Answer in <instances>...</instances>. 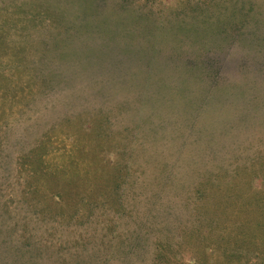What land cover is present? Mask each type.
Wrapping results in <instances>:
<instances>
[{
  "label": "rangeland",
  "instance_id": "1",
  "mask_svg": "<svg viewBox=\"0 0 264 264\" xmlns=\"http://www.w3.org/2000/svg\"><path fill=\"white\" fill-rule=\"evenodd\" d=\"M146 31L158 54L160 40L197 61L162 67L175 99L149 57L129 82L115 69L116 47ZM262 57L264 0H0V264H249L239 237L264 183V102L238 121L209 94L224 78L264 95V79L249 86Z\"/></svg>",
  "mask_w": 264,
  "mask_h": 264
},
{
  "label": "trees",
  "instance_id": "2",
  "mask_svg": "<svg viewBox=\"0 0 264 264\" xmlns=\"http://www.w3.org/2000/svg\"><path fill=\"white\" fill-rule=\"evenodd\" d=\"M127 1V0H126ZM205 5V3H204ZM132 13V14H131ZM141 17L140 14H138L135 9L133 8L130 12V19H136L135 23H140L139 22V18ZM88 18V17H87ZM89 21H91L92 19L88 18ZM152 22V21H151ZM148 21L142 25L138 24V25H134L133 28L140 27H148L147 24ZM92 26H95V24H91ZM169 29V28H166ZM162 30V35L161 38L163 39V33L166 36H170L169 39L173 40V35H172V30ZM170 31V32H169ZM132 33L135 35V32L133 30L130 31L129 30V34ZM112 35V34H111ZM155 39H157L156 34L154 35ZM154 37L153 35H151L150 31H146L145 33L143 32V37L141 38V40L143 41L142 43H139L137 46V48H134L133 50L130 48V45H118L116 47V60H115V69L117 70H122L123 72H125V74L130 75L125 81L129 82L131 77H135L137 76V74L139 75L140 71L139 69L143 66H151V64L149 62L146 61V59H148V57L155 62L156 66L158 67L159 71L162 73L161 78L158 79V81H156L155 83H153L152 85L155 87V89L159 90L160 92L162 91V89H165V95L166 97H169L171 99H175V97L177 96V93L179 94L180 92H182L181 89H179L177 87H168L167 83L165 82V75L170 72V70L165 71V69H170L168 68L170 65V58L173 59V64L175 62H177V64H175V67H178L180 70L183 69L184 70V66L185 69H193V67L196 65L197 61L194 62L193 59L185 56V55H179V52L175 51L174 49H171L168 52V56H163V45L162 42H160L159 40V54L157 51L152 50V48H155V44H154ZM165 37V36H164ZM113 38V35H112ZM166 39V38H165ZM55 43H59V42H55ZM126 44V41L121 42ZM149 44V46H146L145 44ZM128 44V43H127ZM111 44L106 43V42H102L101 43V52L102 53H106L108 54V48L110 47ZM173 47V46H172ZM130 48V51H128V49ZM151 48V49H150ZM161 50V51H160ZM132 52V53H131ZM161 56L162 61L166 64L165 66L162 65L159 57ZM167 57H169L167 59ZM165 58L167 59L165 61ZM262 62L264 63V57H262ZM133 60V63L131 64L130 60ZM149 60V59H148ZM127 61L129 67L126 65V67H124V62ZM257 62V61H256ZM146 63V65H145ZM154 63H152L153 65ZM141 66V67H140ZM160 66V67H159ZM162 67H165V69H163ZM146 70L148 69V75H153L157 72L154 73V70L145 67ZM157 69V70H158ZM251 69H255L257 72L256 73H262L261 69H257V68H252ZM253 71V70H252ZM165 73V74H164ZM259 74V75H260ZM155 78V77H154ZM261 79V81H263L262 77H253V81L250 80V85L252 86L254 83L257 84V81ZM225 79L222 78H214L212 81V91L209 95H210V100L213 103V106H216L217 108H214L215 110H220L223 107L229 106L231 107L230 109H232V111L229 113L228 116H231V118L238 120V121H243L246 118V113L247 110L250 109V107L252 106V108H256L258 105H263V98L264 95L258 92L253 93V92H249L248 89H244L246 88V83L245 84H239L237 85L238 81H235L234 84L228 83L226 86L221 87V82L224 81ZM259 87L260 85L257 84ZM237 87V89H235ZM136 88H140L142 89V93L144 96V90L143 87H136ZM234 88V89H231ZM153 91V90H152ZM257 105V106H256ZM239 109V110H237ZM243 109V110H242ZM261 118V116L259 117ZM262 120H264V117L261 118ZM248 122V121H245ZM264 123V122H263ZM264 150V148L259 149V151ZM260 151V152H261ZM103 158V157H102ZM98 159H100V157H98ZM99 164L102 165V160L99 162ZM111 164V162H105L103 164V168L102 170L106 171L109 165ZM264 168V167H263ZM262 168L263 172L264 169ZM98 169V168H97ZM249 170V168H248ZM249 172L244 171V172H240L238 169H235V172H233V177L238 176V179L236 182L238 184L236 186H239L240 184H245V183H249L248 181H250V179H248V176H246L245 174L248 175ZM243 179V181H242ZM262 179L264 181V175H262ZM72 182V181H71ZM263 187H261V189H254V187H251V191H250V196L249 199L247 200L248 206L246 208L245 214L242 216L241 218V223H242V229L240 230V237H239V241H241V244L244 245H248V247L245 248H249V246H251V256L252 259H249L248 263L249 264H260V263H264L261 262L264 259V183H262ZM213 186L208 185V184H201V188H198V192L199 191H212L211 192V199L215 198V202H220L219 197H215L216 192H218V190H215V188H212ZM219 188V187H218ZM49 194L51 195L50 200L53 201L54 204H59L61 201L63 202L64 200V195L61 191H57L54 192L52 191V189H48ZM56 199H58V201H56ZM223 200H221V204L223 205ZM95 205V204H94ZM88 206V207H87ZM92 205H85L82 207L83 211L86 212L87 208L92 209ZM94 211V210H92ZM91 212V210H87V213ZM88 216V215H86ZM244 218V220H243ZM243 220V221H242ZM234 224H236V221L233 222ZM247 250V249H245ZM250 250V249H248ZM255 261H254V260ZM254 262V263H253Z\"/></svg>",
  "mask_w": 264,
  "mask_h": 264
}]
</instances>
